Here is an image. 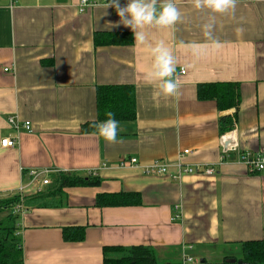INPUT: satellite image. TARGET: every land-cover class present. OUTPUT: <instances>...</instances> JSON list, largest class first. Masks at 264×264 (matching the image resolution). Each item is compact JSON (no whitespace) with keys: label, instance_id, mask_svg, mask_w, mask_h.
<instances>
[{"label":"crops","instance_id":"crops-1","mask_svg":"<svg viewBox=\"0 0 264 264\" xmlns=\"http://www.w3.org/2000/svg\"><path fill=\"white\" fill-rule=\"evenodd\" d=\"M80 1L0 0V142L16 143L0 147V198L20 188L22 198L35 197L40 185L30 181L31 170L94 172L100 180L64 189L58 206L20 216L22 264H102L103 247L138 245L180 246L199 264H218L240 243H264V174H250L241 161L243 153L264 154V0H235L227 13L174 0L180 20L149 29L145 45L131 46H96L95 33L132 32L111 26L119 17L105 3L81 12ZM158 43L175 58L178 95L157 96L156 82L144 80ZM216 82L239 85L234 129L223 136L218 120L234 110L218 112L213 101L196 98L197 85ZM113 85L134 88V121L119 123L115 141L82 134L96 119V88ZM9 118L29 122L33 132L14 130ZM222 138L233 148L224 155ZM186 150L181 163L215 174L174 181L143 173L155 160L174 164ZM129 158L139 167L118 166ZM114 193H137L141 205L95 206L97 195ZM69 227H82L84 240L65 243Z\"/></svg>","mask_w":264,"mask_h":264},{"label":"trees","instance_id":"trees-1","mask_svg":"<svg viewBox=\"0 0 264 264\" xmlns=\"http://www.w3.org/2000/svg\"><path fill=\"white\" fill-rule=\"evenodd\" d=\"M133 36L123 33H95L96 46H131ZM198 101H213L218 112L234 110L233 117H220L218 132L223 136L234 129L236 114L240 105L239 85L231 82L200 84L196 87ZM96 119L80 128L82 134H94L97 125L107 119L106 113L112 112L113 118L120 122H132L135 119L134 88L130 85L100 86L95 90ZM52 184L44 193L24 199L19 194L0 198V264H22L21 239L18 234L20 215L14 207L22 202L25 211L30 208L58 206L63 190L75 187H98L100 180L89 175L59 173L51 176ZM141 205L137 193L100 194L95 198L97 208L136 207ZM4 214L3 217H1ZM82 227L64 228L62 240L65 243H79L84 240ZM182 248L168 247L159 251L150 246H105L102 248V264H182ZM241 261L246 264H264V243L248 241L236 246L230 256H225L218 264ZM203 264H210L204 262Z\"/></svg>","mask_w":264,"mask_h":264},{"label":"clouds","instance_id":"clouds-1","mask_svg":"<svg viewBox=\"0 0 264 264\" xmlns=\"http://www.w3.org/2000/svg\"><path fill=\"white\" fill-rule=\"evenodd\" d=\"M197 10L207 9L212 13H227L234 9L235 0H192ZM113 8L119 20L113 27L123 25L132 32L136 45H145L149 29L171 28L180 20V12L174 0H127L121 6L119 0H106L104 9ZM106 14V13H104ZM205 35H210L211 24L204 25ZM152 62L144 73V80L151 84L156 82L157 96L178 95V84L173 79L176 61L170 50L163 44L150 46ZM107 119L97 125L96 135L105 141H115L119 122L112 112L106 113Z\"/></svg>","mask_w":264,"mask_h":264},{"label":"built area","instance_id":"built-area-1","mask_svg":"<svg viewBox=\"0 0 264 264\" xmlns=\"http://www.w3.org/2000/svg\"><path fill=\"white\" fill-rule=\"evenodd\" d=\"M12 2V1H11ZM106 0H81L79 4V9L81 12H83L86 8L88 7H93L96 6L97 4L100 3H105ZM12 5V3H10ZM4 72H7V70H4ZM179 74H185L184 69L179 70ZM9 125L12 126V128L16 131L18 130H24L26 133H32L33 130L31 128V124L29 122H15L13 118L8 119ZM224 142L223 147V154L224 155L226 152L233 150L232 147H230V144H227V141H224L222 138V143ZM15 141L11 138H5L1 140L0 142V147L1 148H12L15 145ZM189 154V151L186 150L182 152L178 156V160L174 163H166L162 162L160 160H155L148 164L147 166L142 167L143 173L148 176H168L171 180L178 181L182 178L184 175H204V176H213L215 174V171L212 167H205V166H186L183 163H181V157L184 155ZM241 161L242 163L246 166L247 171L250 174L258 173V174H264V154H256L252 155L249 153H243L241 155ZM119 167H131V168H138L139 163L136 158H129V159H124L121 160ZM104 167V166H102ZM173 167L176 169L175 173H170L169 169ZM51 173H54L55 175L59 174L60 172L57 171H38V170H31L27 172V175L30 178L31 182H38L40 186H38L40 189L38 190V193H44L48 188H50L52 181L49 177ZM62 173V172H61ZM87 175L96 177V174L94 172H89ZM18 194L20 195V198L22 199V188L19 189ZM176 212V208L174 209ZM14 212L18 215H22L25 212L24 206L22 202L17 204L14 207ZM180 218L178 214L174 215L172 217V221H176ZM182 262L183 264L186 263H194V264H199L198 260H193L183 254L182 251Z\"/></svg>","mask_w":264,"mask_h":264},{"label":"water","instance_id":"water-1","mask_svg":"<svg viewBox=\"0 0 264 264\" xmlns=\"http://www.w3.org/2000/svg\"><path fill=\"white\" fill-rule=\"evenodd\" d=\"M227 144H229V142H227L225 145H227ZM204 263V261L203 260H200V264H203ZM227 264H246V263H244V262H241V261H231V262H229V263H227Z\"/></svg>","mask_w":264,"mask_h":264},{"label":"rangeland","instance_id":"rangeland-1","mask_svg":"<svg viewBox=\"0 0 264 264\" xmlns=\"http://www.w3.org/2000/svg\"><path fill=\"white\" fill-rule=\"evenodd\" d=\"M3 216H4V214L1 217H3ZM216 263H220V262H216Z\"/></svg>","mask_w":264,"mask_h":264}]
</instances>
